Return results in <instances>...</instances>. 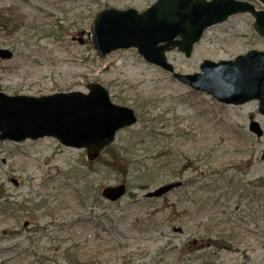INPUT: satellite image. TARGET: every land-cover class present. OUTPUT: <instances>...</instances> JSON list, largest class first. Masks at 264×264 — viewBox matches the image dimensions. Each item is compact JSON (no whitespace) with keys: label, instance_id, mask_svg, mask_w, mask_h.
<instances>
[{"label":"rangeland","instance_id":"obj_1","mask_svg":"<svg viewBox=\"0 0 264 264\" xmlns=\"http://www.w3.org/2000/svg\"><path fill=\"white\" fill-rule=\"evenodd\" d=\"M154 1L0 0L8 18L0 48L12 53L0 59V91L87 93L98 83L136 116L93 161L51 136L0 140V264H264L257 100L219 103L134 47L104 57L92 47L96 12L142 11ZM252 24L249 13L230 16L207 28L188 58L174 48L168 61L189 74L204 59L264 50ZM250 120L261 136L249 131ZM175 181L182 185L161 197L144 195ZM119 183L127 187L122 198L101 197L104 186Z\"/></svg>","mask_w":264,"mask_h":264},{"label":"water","instance_id":"obj_2","mask_svg":"<svg viewBox=\"0 0 264 264\" xmlns=\"http://www.w3.org/2000/svg\"><path fill=\"white\" fill-rule=\"evenodd\" d=\"M263 8L237 0H156L144 10L109 7L98 11L89 24L92 47L100 57L119 49L135 47L143 58L162 68L179 82L207 93L218 102L243 104L257 100L264 116V50L251 49L232 60L205 59L199 72L183 74L174 70L166 52L176 48L185 57L205 28L228 16L249 12L253 28L264 36ZM77 41L82 43V39ZM11 51L0 48V59H10ZM87 93L56 92L39 97L6 95L0 92V140H35L52 136L67 147L84 148L91 161L114 139L115 133L136 120L134 111L112 103L108 92L97 83L86 85ZM249 131L261 136L258 122L251 120ZM260 159L264 160V150ZM180 182L161 185L146 196H161ZM125 193L123 183L102 188L109 201Z\"/></svg>","mask_w":264,"mask_h":264},{"label":"trees","instance_id":"obj_3","mask_svg":"<svg viewBox=\"0 0 264 264\" xmlns=\"http://www.w3.org/2000/svg\"><path fill=\"white\" fill-rule=\"evenodd\" d=\"M0 24L7 25L8 24V18H7V12L4 10H0ZM109 147H106L108 149ZM111 157H117L114 154H111ZM124 167V166H123ZM125 168V167H124ZM142 174V173H141Z\"/></svg>","mask_w":264,"mask_h":264},{"label":"flooded vegetation","instance_id":"obj_4","mask_svg":"<svg viewBox=\"0 0 264 264\" xmlns=\"http://www.w3.org/2000/svg\"><path fill=\"white\" fill-rule=\"evenodd\" d=\"M248 2V1H247Z\"/></svg>","mask_w":264,"mask_h":264}]
</instances>
